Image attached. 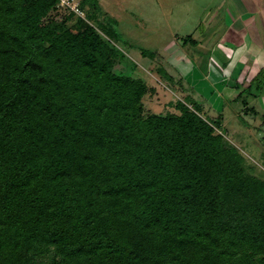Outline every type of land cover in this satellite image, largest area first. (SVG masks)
<instances>
[{
  "label": "trees",
  "instance_id": "16d2710c",
  "mask_svg": "<svg viewBox=\"0 0 264 264\" xmlns=\"http://www.w3.org/2000/svg\"><path fill=\"white\" fill-rule=\"evenodd\" d=\"M79 7L0 0V264H264V178L222 117L146 113L149 87Z\"/></svg>",
  "mask_w": 264,
  "mask_h": 264
},
{
  "label": "rangeland",
  "instance_id": "374dc122",
  "mask_svg": "<svg viewBox=\"0 0 264 264\" xmlns=\"http://www.w3.org/2000/svg\"><path fill=\"white\" fill-rule=\"evenodd\" d=\"M93 1L95 24L113 33L111 41L127 59L125 74L134 65L131 76L150 89L145 112L178 114L176 102L189 101L207 118L221 116L220 133L254 167L250 173L264 178V0ZM229 66L233 70L226 74ZM214 71L223 74L218 78ZM241 92L243 98L235 100ZM243 101L256 115L245 111Z\"/></svg>",
  "mask_w": 264,
  "mask_h": 264
},
{
  "label": "built area",
  "instance_id": "2783aa9c",
  "mask_svg": "<svg viewBox=\"0 0 264 264\" xmlns=\"http://www.w3.org/2000/svg\"><path fill=\"white\" fill-rule=\"evenodd\" d=\"M58 6L62 9L68 10L70 13L74 14L76 17L85 19L84 12L79 7L78 0H57Z\"/></svg>",
  "mask_w": 264,
  "mask_h": 264
},
{
  "label": "crops",
  "instance_id": "0c3cea01",
  "mask_svg": "<svg viewBox=\"0 0 264 264\" xmlns=\"http://www.w3.org/2000/svg\"><path fill=\"white\" fill-rule=\"evenodd\" d=\"M240 19H241V17H238V18H236L235 21H236V22H239ZM244 22H245V20H244ZM251 43H252V50H253V49H254V46H255V45H254V41L252 40ZM248 45H249V47H251L250 42H249ZM243 47H244V49H243L244 51L242 52V56L245 55V54H247V52H248L247 49H249V48L247 47V45H245V46H243ZM240 48H241V46H240ZM253 51H254V50H253ZM249 55H250V54H249ZM254 56L256 57V56H257V53H254V54L252 55V59H253V60L256 59V58H254ZM242 58H243V57H242ZM252 59H251V61H252L251 63H253V60H252ZM242 61H243V60H241V59L235 61V65H236L237 68L240 69L239 66L241 65V62H242ZM232 65H233V64H232ZM233 67H234V66H229V68H224L223 70L225 71L226 74H230L231 71L233 70ZM244 67H245V66H244ZM244 67H242V68H244ZM210 68H211V67H210ZM237 68H236V69H237ZM210 70H211V69H210ZM240 71H241V73H242V72H243V69H241ZM214 72H215V71H214ZM215 74H217V76H218V78H219V77L222 76L223 73L218 74V73L215 72ZM240 76H241V74L238 76V79L240 78ZM208 79H209V77H208ZM209 80H210V79H209ZM236 80H237V78H236Z\"/></svg>",
  "mask_w": 264,
  "mask_h": 264
}]
</instances>
